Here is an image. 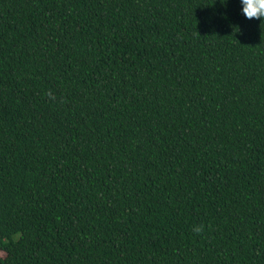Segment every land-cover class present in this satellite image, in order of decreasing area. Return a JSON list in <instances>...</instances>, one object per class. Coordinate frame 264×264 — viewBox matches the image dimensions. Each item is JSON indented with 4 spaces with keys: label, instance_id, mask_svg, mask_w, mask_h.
Listing matches in <instances>:
<instances>
[{
    "label": "trees",
    "instance_id": "1",
    "mask_svg": "<svg viewBox=\"0 0 264 264\" xmlns=\"http://www.w3.org/2000/svg\"><path fill=\"white\" fill-rule=\"evenodd\" d=\"M242 7L0 0V264H264V19Z\"/></svg>",
    "mask_w": 264,
    "mask_h": 264
},
{
    "label": "clouds",
    "instance_id": "2",
    "mask_svg": "<svg viewBox=\"0 0 264 264\" xmlns=\"http://www.w3.org/2000/svg\"><path fill=\"white\" fill-rule=\"evenodd\" d=\"M242 13L248 19H264V0H241ZM54 99V98H53ZM192 231L200 235L204 231V225L194 226Z\"/></svg>",
    "mask_w": 264,
    "mask_h": 264
},
{
    "label": "rangeland",
    "instance_id": "3",
    "mask_svg": "<svg viewBox=\"0 0 264 264\" xmlns=\"http://www.w3.org/2000/svg\"><path fill=\"white\" fill-rule=\"evenodd\" d=\"M1 254H3V253H1Z\"/></svg>",
    "mask_w": 264,
    "mask_h": 264
}]
</instances>
